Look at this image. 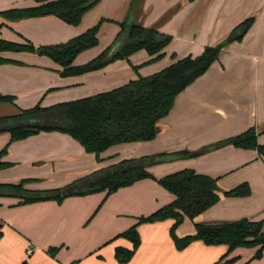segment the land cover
<instances>
[{
    "label": "crops",
    "instance_id": "1",
    "mask_svg": "<svg viewBox=\"0 0 264 264\" xmlns=\"http://www.w3.org/2000/svg\"><path fill=\"white\" fill-rule=\"evenodd\" d=\"M35 5V0H0V12ZM249 18L254 21L243 37L228 43L209 69L177 96L154 139L114 145L100 159L70 134L56 130L11 142L8 129L20 125V118L11 117L23 110L50 108L106 92L183 57L199 56ZM125 21L157 26L171 35L164 56L153 60L142 49L101 69L65 76L60 64L48 56L0 53L14 61L0 63V95L13 97L0 101V162L8 164L0 169V183L29 180L26 188L30 190L63 188L123 160L198 151L252 127L258 130L259 143H264V0H100L79 25L54 15L19 20L0 15V37L36 46L60 44L102 22L99 44L76 57L73 64L79 66L110 46L118 50L123 41L115 39ZM188 168L217 178L222 190L247 183L252 193L234 197L221 192L215 205L177 228L179 236L194 234L196 222L264 219V156L257 150L226 144L197 157L155 164L149 171L159 179ZM175 198L155 179L137 181L110 195L100 191L69 196L62 202L21 204L20 198L0 197V264H264V252L254 259L258 247L229 251L227 245L198 240L177 249L171 235L174 219L139 223L141 216ZM134 225H138L141 245L129 262L121 263L115 256L117 247L132 248L133 243L120 235ZM51 248L59 249L53 255Z\"/></svg>",
    "mask_w": 264,
    "mask_h": 264
},
{
    "label": "trees",
    "instance_id": "2",
    "mask_svg": "<svg viewBox=\"0 0 264 264\" xmlns=\"http://www.w3.org/2000/svg\"><path fill=\"white\" fill-rule=\"evenodd\" d=\"M37 5L13 8L0 12L9 20L57 16L70 25H79L83 17L90 12L100 0H35ZM254 18L242 22L221 43L208 46L199 56L191 55L176 60L168 67L147 77H140L129 83L96 95L55 105L50 108L23 110L19 116L11 118H32L41 114L53 113L59 120L53 125H32L20 123L10 127L11 142L24 139L40 131H61L70 134L79 141L87 152L95 153L100 159L101 153L110 147L136 141H149L159 133V122L169 115L175 105L177 96L202 76L219 58L222 49L230 42L239 40L252 25ZM102 22L67 42L36 46L31 42L18 43L0 37V53L30 52L52 58L60 64V73L65 76L79 75L101 69L120 59H128L139 50H146L153 60L164 56V49L171 43L172 36L161 33L157 26L145 27L142 24L121 23V31L115 42L123 44L110 55L112 46L107 48L90 62L76 66L74 60L83 51L99 44L98 33ZM114 42V43H115ZM14 62L0 55V63ZM13 97L0 95V101H12ZM8 119V118H1ZM7 129V128H6ZM3 131V130H2ZM255 127L233 136L211 147L198 151L183 150L161 153L153 156L127 159L106 169L96 171L72 184L53 190H30L26 188L29 180L18 183H0V197H16L21 204L45 200L62 202L66 197L87 195L107 191L110 195L120 188L131 186L143 179H155L175 195V200L148 216H141L139 223H153L174 219L171 235L177 249L183 250L194 241H203L207 245H227L229 251L239 247H258L254 259L261 258L264 252V219L251 220H214L196 222V232L185 236L177 234V228L186 220H194L220 200V193L226 196H248L252 190L247 183L230 190H222L218 179L197 173L194 169H183L157 179L149 167L180 158H192L212 148L232 144L239 148L255 149L264 156V143L258 141ZM5 148L1 156L6 153ZM7 163L0 162V169ZM120 236L133 243L132 248L117 247L116 259L121 263L129 262L141 245L138 225H134ZM2 232H0V238ZM59 248H51L55 255Z\"/></svg>",
    "mask_w": 264,
    "mask_h": 264
},
{
    "label": "rangeland",
    "instance_id": "3",
    "mask_svg": "<svg viewBox=\"0 0 264 264\" xmlns=\"http://www.w3.org/2000/svg\"><path fill=\"white\" fill-rule=\"evenodd\" d=\"M58 118L54 117V116H51L49 114H44V115H41V116H35V117H32V118H26V117H23L19 120V123H24V124H44V123H56L58 122Z\"/></svg>",
    "mask_w": 264,
    "mask_h": 264
},
{
    "label": "water",
    "instance_id": "4",
    "mask_svg": "<svg viewBox=\"0 0 264 264\" xmlns=\"http://www.w3.org/2000/svg\"><path fill=\"white\" fill-rule=\"evenodd\" d=\"M116 46H113V48L110 51V55H113L116 52Z\"/></svg>",
    "mask_w": 264,
    "mask_h": 264
}]
</instances>
